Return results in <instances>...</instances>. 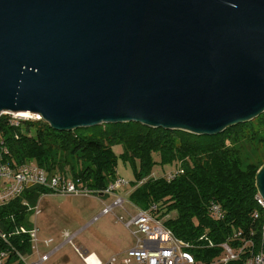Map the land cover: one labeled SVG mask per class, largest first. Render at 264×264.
Masks as SVG:
<instances>
[{
    "label": "water",
    "instance_id": "water-1",
    "mask_svg": "<svg viewBox=\"0 0 264 264\" xmlns=\"http://www.w3.org/2000/svg\"><path fill=\"white\" fill-rule=\"evenodd\" d=\"M218 135L264 113V0H0V114ZM264 198V166L257 175Z\"/></svg>",
    "mask_w": 264,
    "mask_h": 264
},
{
    "label": "trees",
    "instance_id": "trees-1",
    "mask_svg": "<svg viewBox=\"0 0 264 264\" xmlns=\"http://www.w3.org/2000/svg\"><path fill=\"white\" fill-rule=\"evenodd\" d=\"M0 139L17 164L35 163L63 182L80 183L101 198H107L105 191L121 179L116 169L119 157L131 160L139 183L130 201L138 209L156 207L154 215L190 245L195 264H223L224 244L237 254L226 264H247L264 248V210L256 200L257 175L264 163L249 162L243 155L245 142L264 145V113L213 136L136 122L70 131L54 130L45 121L12 127L1 117ZM118 144L124 148L120 156L114 151ZM156 164L175 169L152 178ZM45 194L55 192L33 186L1 208V231L8 234L21 226L30 227L32 214L26 204L37 205ZM214 206L220 207L219 214ZM0 249L10 251L6 264H24L17 252L30 255L32 243L21 235L9 243L0 239Z\"/></svg>",
    "mask_w": 264,
    "mask_h": 264
},
{
    "label": "built area",
    "instance_id": "built-area-1",
    "mask_svg": "<svg viewBox=\"0 0 264 264\" xmlns=\"http://www.w3.org/2000/svg\"><path fill=\"white\" fill-rule=\"evenodd\" d=\"M1 117H6L12 127H22L25 123L44 121L42 115L31 112L3 111L0 114ZM123 184H126V182L123 179H118L109 186L105 193L116 195ZM33 186L46 187L61 195H81L86 197L94 195L92 191L83 188L80 183L72 180L63 182L60 176L50 174L35 163L17 164L11 157L10 150L5 142L0 139V209L21 197L27 188ZM256 200L264 210V198L260 193ZM124 204L125 200L119 197L113 205L107 206L103 210L102 215L110 214L116 208L123 207ZM26 205L29 207L28 211L35 215L37 219L41 214L40 203L38 202L35 206ZM155 210L156 207L147 210L137 209L136 213L129 215V220L126 221L125 226L128 229L135 228L133 229V235L137 240V244L125 253L122 264H195V259L189 250L190 245L178 239L165 226L164 221L159 220L154 215ZM214 211L219 214L221 209L218 206H214ZM254 216L256 219L259 217L258 213H255ZM121 219L124 220L123 217ZM39 231L36 221L34 224L30 222V227L21 226L8 234L3 233L0 229V239L9 243V239L13 237L27 235L32 243V253L30 255L35 253L39 255ZM44 243L49 246L52 240ZM69 243L72 244V241L69 240ZM211 246H213L212 243ZM223 248L225 249L226 257L221 260V263L226 264L228 261L236 259L237 254L227 244H224ZM76 251L81 257L83 264H118V256H113L108 261L102 262L96 255L90 254L86 250L76 249ZM51 254L41 255L37 262H28L27 264H44L49 260ZM9 256L10 251L0 249V264H6ZM26 256L17 252V257L23 263H25ZM247 264H264V248L260 254L249 260Z\"/></svg>",
    "mask_w": 264,
    "mask_h": 264
},
{
    "label": "rangeland",
    "instance_id": "rangeland-1",
    "mask_svg": "<svg viewBox=\"0 0 264 264\" xmlns=\"http://www.w3.org/2000/svg\"><path fill=\"white\" fill-rule=\"evenodd\" d=\"M243 155L249 162L264 163V145L245 142ZM115 153L120 156L124 148L118 144L114 147ZM159 160V157L157 156ZM159 162V161H158ZM264 165V164H263ZM117 175L123 179L118 192L101 196L45 194L40 198L41 214L37 217L30 215L29 220L39 227V255H27L25 263L37 262L41 255L51 254L44 264H83L76 249L86 250L90 254L96 253L99 257L107 259L118 256V264H122L125 256L123 252L136 246L137 240L133 229L125 226L131 213L137 208L130 201L132 192L137 187L134 164L121 156L117 161ZM171 165L156 164L152 168V178H160L174 171ZM125 200L123 207L116 208L112 213L102 215L107 206L113 205L117 198ZM121 217L124 218L121 219ZM52 240L47 246L44 242ZM72 241V244L69 243Z\"/></svg>",
    "mask_w": 264,
    "mask_h": 264
},
{
    "label": "crops",
    "instance_id": "crops-1",
    "mask_svg": "<svg viewBox=\"0 0 264 264\" xmlns=\"http://www.w3.org/2000/svg\"><path fill=\"white\" fill-rule=\"evenodd\" d=\"M138 209V208H137ZM129 250V249H128ZM128 250H126L125 252H123V255H125V253L128 251ZM92 254H94V255H96L97 256V258L100 260V261H102V262H106V261H108L109 259H110V257H108L107 259H103L102 257H99L96 253H92Z\"/></svg>",
    "mask_w": 264,
    "mask_h": 264
}]
</instances>
